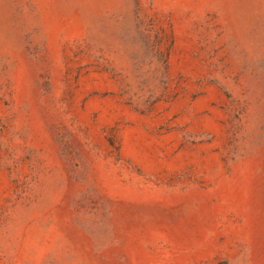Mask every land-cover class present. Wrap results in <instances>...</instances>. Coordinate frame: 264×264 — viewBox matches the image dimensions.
I'll use <instances>...</instances> for the list:
<instances>
[{
	"label": "rangeland",
	"instance_id": "obj_1",
	"mask_svg": "<svg viewBox=\"0 0 264 264\" xmlns=\"http://www.w3.org/2000/svg\"><path fill=\"white\" fill-rule=\"evenodd\" d=\"M0 264H264V0H0Z\"/></svg>",
	"mask_w": 264,
	"mask_h": 264
}]
</instances>
